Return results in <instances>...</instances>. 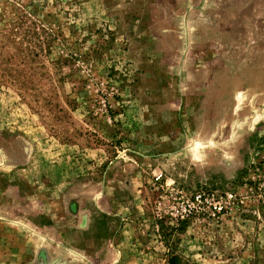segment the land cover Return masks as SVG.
<instances>
[{
  "label": "rangeland",
  "instance_id": "1",
  "mask_svg": "<svg viewBox=\"0 0 264 264\" xmlns=\"http://www.w3.org/2000/svg\"><path fill=\"white\" fill-rule=\"evenodd\" d=\"M169 252L264 264V0H0V264Z\"/></svg>",
  "mask_w": 264,
  "mask_h": 264
},
{
  "label": "trees",
  "instance_id": "2",
  "mask_svg": "<svg viewBox=\"0 0 264 264\" xmlns=\"http://www.w3.org/2000/svg\"><path fill=\"white\" fill-rule=\"evenodd\" d=\"M186 227H187L186 221L181 222L177 228L161 226L162 231H166V234L164 235V240H165L168 248H170V246H171L170 244H174L170 240L172 235H174L175 232H178V233L184 232L186 230ZM169 241H171V243H169ZM167 261H168V264H179L180 258L177 255H175L174 252H172V253L169 252Z\"/></svg>",
  "mask_w": 264,
  "mask_h": 264
}]
</instances>
